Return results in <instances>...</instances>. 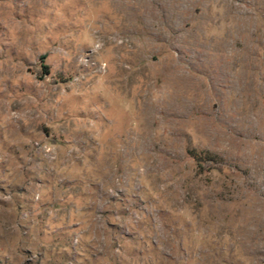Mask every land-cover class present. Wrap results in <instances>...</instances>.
<instances>
[{
  "label": "rangeland",
  "instance_id": "1",
  "mask_svg": "<svg viewBox=\"0 0 264 264\" xmlns=\"http://www.w3.org/2000/svg\"><path fill=\"white\" fill-rule=\"evenodd\" d=\"M0 264H264V0H0Z\"/></svg>",
  "mask_w": 264,
  "mask_h": 264
}]
</instances>
